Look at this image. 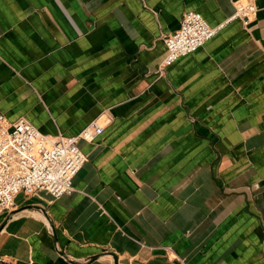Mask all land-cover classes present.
Instances as JSON below:
<instances>
[{
	"label": "crops",
	"instance_id": "0c3cea01",
	"mask_svg": "<svg viewBox=\"0 0 264 264\" xmlns=\"http://www.w3.org/2000/svg\"><path fill=\"white\" fill-rule=\"evenodd\" d=\"M191 10L224 26L164 65ZM0 114L105 127L72 194L0 213L10 263L264 264V0H0Z\"/></svg>",
	"mask_w": 264,
	"mask_h": 264
},
{
	"label": "built area",
	"instance_id": "2783aa9c",
	"mask_svg": "<svg viewBox=\"0 0 264 264\" xmlns=\"http://www.w3.org/2000/svg\"><path fill=\"white\" fill-rule=\"evenodd\" d=\"M257 10L254 4L238 3L228 20L248 24ZM223 26H212L200 12H186L181 27L164 39L167 53L163 64L197 51ZM104 129L93 121L76 136L53 138L26 118L10 123L0 114V213L14 212L20 193L29 196L46 191L53 198L72 194L74 178L87 161L80 141L94 142ZM0 264L12 263L0 255Z\"/></svg>",
	"mask_w": 264,
	"mask_h": 264
},
{
	"label": "bare ground",
	"instance_id": "6f19581e",
	"mask_svg": "<svg viewBox=\"0 0 264 264\" xmlns=\"http://www.w3.org/2000/svg\"><path fill=\"white\" fill-rule=\"evenodd\" d=\"M5 230V229H4ZM10 233V232H9Z\"/></svg>",
	"mask_w": 264,
	"mask_h": 264
}]
</instances>
